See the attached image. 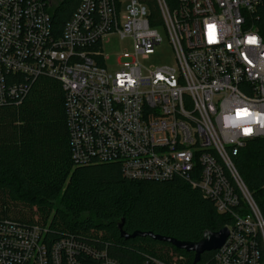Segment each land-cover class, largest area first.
<instances>
[{
    "label": "built area",
    "instance_id": "obj_1",
    "mask_svg": "<svg viewBox=\"0 0 264 264\" xmlns=\"http://www.w3.org/2000/svg\"><path fill=\"white\" fill-rule=\"evenodd\" d=\"M259 8L264 0H180L161 22L175 66L145 69L138 58L153 55L161 37L137 0H82L61 36L40 1L0 0V106L27 91L9 75L57 79L77 165L115 161L135 180L182 177L232 217L213 264H264V216L233 160L264 138V38L252 19ZM112 35L133 46L113 71L101 50ZM45 232L1 221L0 264H119L70 238L48 246Z\"/></svg>",
    "mask_w": 264,
    "mask_h": 264
},
{
    "label": "trees",
    "instance_id": "obj_2",
    "mask_svg": "<svg viewBox=\"0 0 264 264\" xmlns=\"http://www.w3.org/2000/svg\"><path fill=\"white\" fill-rule=\"evenodd\" d=\"M52 32L61 33L81 0H44ZM148 9V22L161 26L157 0H138ZM175 9L179 0H164ZM264 38V8L252 18ZM93 47H97L95 44ZM18 100L0 106V222L46 229L45 243L70 238L104 252L119 264H146L149 258L166 262L182 254L177 264H193V253L149 236L124 239L134 231L198 241L204 231H218L232 223L218 213L180 176L170 180H135L123 175L115 161L77 165L72 159L69 126L61 83L46 75L23 80ZM244 184L264 216V138L249 141L233 158ZM212 251L195 264H213ZM90 261V258H86Z\"/></svg>",
    "mask_w": 264,
    "mask_h": 264
},
{
    "label": "rangeland",
    "instance_id": "obj_3",
    "mask_svg": "<svg viewBox=\"0 0 264 264\" xmlns=\"http://www.w3.org/2000/svg\"><path fill=\"white\" fill-rule=\"evenodd\" d=\"M126 4L129 0H119ZM161 37V43L154 48V54L146 58H138L141 66L145 69H153L158 66H175L176 60L169 37L162 26H155ZM101 50L104 58L102 64L109 70H117L120 64L129 62L130 58H125L124 53L133 55L132 42L128 38H120L118 35H112L107 42H103ZM145 71H143L144 73Z\"/></svg>",
    "mask_w": 264,
    "mask_h": 264
},
{
    "label": "water",
    "instance_id": "obj_4",
    "mask_svg": "<svg viewBox=\"0 0 264 264\" xmlns=\"http://www.w3.org/2000/svg\"><path fill=\"white\" fill-rule=\"evenodd\" d=\"M117 228L120 236L124 239L133 238L135 236H149L152 239L167 242L177 249L184 250L186 252H192L193 264L200 261L201 255L204 252L218 249L224 243L228 235V229L223 227L218 231H204L202 237L198 241H182L171 237L153 234L152 232L134 231L132 233H126L122 229V223H119Z\"/></svg>",
    "mask_w": 264,
    "mask_h": 264
},
{
    "label": "bare ground",
    "instance_id": "obj_5",
    "mask_svg": "<svg viewBox=\"0 0 264 264\" xmlns=\"http://www.w3.org/2000/svg\"><path fill=\"white\" fill-rule=\"evenodd\" d=\"M38 1H40L42 4H44V6H46V2L44 1V0H38ZM82 1V0H81ZM130 1V0H129ZM128 1V2H129ZM138 1V0H137ZM127 2V3H128ZM139 2V1H138ZM81 3V2H80ZM126 3V4H127ZM140 3V2H139ZM157 3H158V7H159V11H160V16H161V19H163V17H166V15L164 14L165 13V11H167L170 15H172L173 13H174V11H176L177 10V8L178 7H176L175 9H169L168 7H167V5H166V3L164 2V0H157ZM179 3H180V0H179ZM125 4V5H126ZM142 4V3H141ZM164 12V13H163ZM71 18H72V16L66 21V23L63 25V27H62V29H61V32H63V30H64V28H65V26L71 21ZM62 35V33L60 34V35H58V36H61ZM213 251V250H212Z\"/></svg>",
    "mask_w": 264,
    "mask_h": 264
},
{
    "label": "snow or ice",
    "instance_id": "obj_6",
    "mask_svg": "<svg viewBox=\"0 0 264 264\" xmlns=\"http://www.w3.org/2000/svg\"><path fill=\"white\" fill-rule=\"evenodd\" d=\"M251 42V41H250Z\"/></svg>",
    "mask_w": 264,
    "mask_h": 264
}]
</instances>
